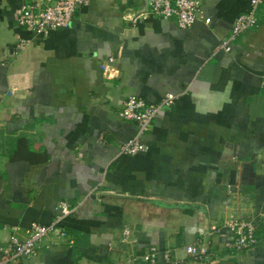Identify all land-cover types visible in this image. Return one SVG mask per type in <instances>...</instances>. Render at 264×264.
<instances>
[{
    "label": "crops",
    "instance_id": "1",
    "mask_svg": "<svg viewBox=\"0 0 264 264\" xmlns=\"http://www.w3.org/2000/svg\"><path fill=\"white\" fill-rule=\"evenodd\" d=\"M31 1L0 0V241L51 223L61 204L71 212L20 264H149L150 247L154 264H171L165 250L173 264H264V0L233 39L249 0H200L190 28L140 17L148 0H88L69 27L13 53ZM167 93L177 98L143 136L148 150L118 155L136 132L120 106ZM230 218L256 223L252 248H225ZM211 226L213 258L194 261L184 248Z\"/></svg>",
    "mask_w": 264,
    "mask_h": 264
},
{
    "label": "built area",
    "instance_id": "2",
    "mask_svg": "<svg viewBox=\"0 0 264 264\" xmlns=\"http://www.w3.org/2000/svg\"><path fill=\"white\" fill-rule=\"evenodd\" d=\"M263 0H249L248 8L238 14L233 21L230 39L257 26L256 11L259 2ZM88 0H32L20 6L16 16V25L23 30L24 35L18 37L14 44L13 53L22 50L32 38L44 37L54 30L70 26L75 11L84 5ZM202 13L200 0H148L147 8L140 14V17L156 16L160 19L173 18L180 28H190ZM205 23L210 22L209 16H204ZM229 40H223L221 46L229 50ZM108 57L107 62L101 64L105 71L107 63L113 61ZM260 88L264 92V75L260 82ZM177 95L165 94L158 102H147L139 96H130L120 106L118 115L125 121L136 124L135 134L126 141L120 143L118 155L133 156L148 150L143 136L150 129L152 122L156 119L163 107L170 106ZM71 210L65 205L59 206V213L49 224L30 223L26 228L19 225L10 227V234L7 240L0 241V264H20L23 260L30 259L37 253L40 243L49 235H60V219L70 214ZM228 228L230 235L224 241L227 250L242 251L252 248L257 243V225L253 220L230 218L223 222ZM219 232V227L211 226L195 243L185 246L186 253L194 261H211L213 252L210 250L211 234ZM127 233V231H126ZM157 252L150 247L139 257L154 264ZM164 260L168 263H177L172 260L170 252H162Z\"/></svg>",
    "mask_w": 264,
    "mask_h": 264
}]
</instances>
